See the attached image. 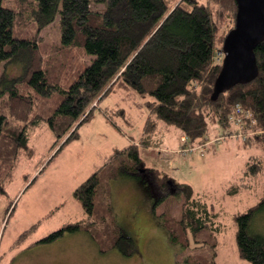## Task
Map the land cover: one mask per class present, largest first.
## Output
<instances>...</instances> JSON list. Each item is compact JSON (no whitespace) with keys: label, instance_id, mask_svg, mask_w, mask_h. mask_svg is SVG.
Listing matches in <instances>:
<instances>
[{"label":"trees","instance_id":"trees-1","mask_svg":"<svg viewBox=\"0 0 264 264\" xmlns=\"http://www.w3.org/2000/svg\"><path fill=\"white\" fill-rule=\"evenodd\" d=\"M18 1L20 6L11 8L0 0V63L17 61L20 67L15 74L5 70L0 73V195L5 193L4 182L11 177L21 151L28 148L29 130L36 128L40 117L44 119L35 114L37 99L54 92L61 95L45 118L57 141L66 138L61 149L90 119L97 98L102 100L119 84L132 87L143 96L153 97L149 104L152 118L141 139L117 149L76 187L74 197L86 218L64 224L38 243L83 232L101 252L114 249L124 256L133 255L137 250L135 240L119 223L112 198L113 180L127 177L149 186L155 193V204L169 195H184L180 219L161 215V223L172 244L188 247V234L196 238L214 224L217 214L195 196L191 184L177 182L163 169L147 166L141 149L161 146V123L175 126L189 144L201 143L211 138L213 130L229 128V116L237 105L254 112L256 123L252 129L263 133L264 40L255 50L258 76L213 99L223 59L217 51L226 37L219 35L220 23L233 28L236 0H97L104 3L102 9L95 8L92 0ZM24 6L32 7L30 16L39 28L59 16L64 48L61 55L57 52L44 59L33 40L16 35L15 25ZM69 48H83L95 57L65 87L62 78ZM259 212H264V196L248 210L234 215L239 256L250 264H264V234L253 229ZM185 262L217 264L214 259L200 256H189Z\"/></svg>","mask_w":264,"mask_h":264},{"label":"rangeland","instance_id":"rangeland-1","mask_svg":"<svg viewBox=\"0 0 264 264\" xmlns=\"http://www.w3.org/2000/svg\"><path fill=\"white\" fill-rule=\"evenodd\" d=\"M92 1L95 8L104 7V3ZM199 1L206 3V0ZM4 4L11 8L20 6L18 0H4ZM24 8L15 25L16 35L33 40L44 59L48 60L57 52L61 55L64 48L59 16L39 28L30 16L32 7ZM220 27L222 38L230 31V25L222 22ZM223 43L219 44L217 54L222 53ZM67 50V66L62 78L65 87L95 57L83 48ZM59 61L61 63L62 59ZM4 70L18 73L19 63L3 61L0 73ZM57 72L56 66L54 73ZM60 97L54 92L50 97L37 99L35 114L44 119L40 117L36 128L29 130L28 148L21 151L11 177L4 182L5 193L0 195V264L27 258L77 264H186L189 256L214 259L217 264H250L239 256L234 215L248 210L264 196L263 131L246 139L225 137L208 144L204 154L197 150L183 155L179 150L170 152L169 149H177L186 135L180 134L175 126L159 125L165 150L160 153L150 148L148 155L146 152L144 155L145 164L159 166L169 178L191 184L195 196L217 214L214 224L204 228L196 238L188 234V247L172 244L161 223V215L180 219L184 195H169L155 204V193L149 186L127 177L113 180L112 198L119 223L135 240L137 250L133 255L124 256L114 249L101 252L97 243L83 232L66 233L49 243H36L64 224L86 218L74 190L117 149L127 146L131 140L138 142L148 119L152 118L149 104L153 97L119 84L102 100L96 99L90 119L79 127L77 137L60 149L66 138L57 141L45 119L60 102ZM214 131L210 139L220 136L224 130L219 127ZM34 224L36 226L22 239L23 233ZM253 229L264 234V212L256 215Z\"/></svg>","mask_w":264,"mask_h":264},{"label":"water","instance_id":"water-1","mask_svg":"<svg viewBox=\"0 0 264 264\" xmlns=\"http://www.w3.org/2000/svg\"><path fill=\"white\" fill-rule=\"evenodd\" d=\"M236 1V22L224 39L213 99L239 83L254 80L259 74L255 50L264 40V0Z\"/></svg>","mask_w":264,"mask_h":264},{"label":"built area","instance_id":"built-area-1","mask_svg":"<svg viewBox=\"0 0 264 264\" xmlns=\"http://www.w3.org/2000/svg\"><path fill=\"white\" fill-rule=\"evenodd\" d=\"M223 56V53H222ZM256 123V119L254 116V112L251 109H246L240 105L234 107L232 113L229 116V128L225 129L223 133L219 136H215L212 139H206L200 144L198 147L196 145H192L188 143V138L183 137V143L181 147L178 149L181 154L190 155L195 151L201 152L204 154V148L208 144H213L219 142L222 138L225 137H240L243 139L248 138L249 136L259 133V130L252 129ZM204 146V147H203ZM203 147V148H200Z\"/></svg>","mask_w":264,"mask_h":264},{"label":"crops","instance_id":"crops-1","mask_svg":"<svg viewBox=\"0 0 264 264\" xmlns=\"http://www.w3.org/2000/svg\"><path fill=\"white\" fill-rule=\"evenodd\" d=\"M181 134V133H180ZM150 148H155L157 149L158 151L157 152H160V150H165L164 148H162V145L161 146H150V147H144L141 149V154H142V157L144 160L145 159V152H146V155H148L147 151L150 149ZM175 150H178L175 149V148H170L169 151L170 152H173ZM161 153V152H160ZM166 158H167V155H164ZM147 161V160H146ZM147 166H153V167H158V168H161L159 166H156V165H151L148 163ZM36 226V224H34L29 230L25 231L23 234H25L22 239L24 237H26V234L28 231L32 230L34 227ZM77 233H80V232H77ZM22 234V235H23ZM21 235V236H22ZM20 236V237H21ZM39 241V240H38ZM38 241L36 243H38ZM9 264H77V262H74V263H63L61 261H58V260H55V259H35V258H27V259H11L9 261Z\"/></svg>","mask_w":264,"mask_h":264}]
</instances>
